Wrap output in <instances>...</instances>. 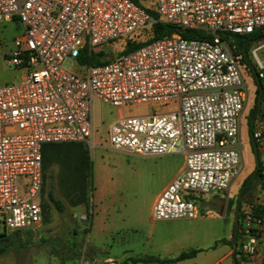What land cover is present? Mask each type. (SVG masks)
<instances>
[{"label": "built area", "instance_id": "1", "mask_svg": "<svg viewBox=\"0 0 264 264\" xmlns=\"http://www.w3.org/2000/svg\"><path fill=\"white\" fill-rule=\"evenodd\" d=\"M149 2L162 21L206 29L211 36L175 31L91 64L86 58L94 45L152 26L157 18L135 0H0V20L16 18L23 25L12 38L6 62L27 68L20 81L0 83V232L41 223L36 197L42 187V145L93 144L96 98L120 107L140 101L173 104L143 113L121 112L104 138L130 153L183 154L179 173L153 201V219L197 216L199 206L188 191L224 190L240 173L247 90L239 62L220 31L263 29L264 0ZM263 46L259 40L252 52L264 83V56L257 53ZM67 57L73 60L64 66ZM252 138L264 140V123L253 129ZM240 211V252L249 264H264L251 204L244 202Z\"/></svg>", "mask_w": 264, "mask_h": 264}, {"label": "rangeland", "instance_id": "2", "mask_svg": "<svg viewBox=\"0 0 264 264\" xmlns=\"http://www.w3.org/2000/svg\"><path fill=\"white\" fill-rule=\"evenodd\" d=\"M135 1L154 12L149 0ZM22 29V23L16 18L0 20V83L20 81L27 70L24 66L6 62L12 38ZM152 33V27L145 26L122 38L94 45L92 50H103L106 56H110L123 49L128 40H146ZM220 34L230 44L239 62L247 90L240 126L242 168L229 186L208 193L189 190L190 198L201 212L195 217L153 219L151 208L154 196L182 165L183 154L130 153L111 146L104 138L108 125L121 112L143 113L149 109L173 107V104L140 101L120 107L101 103L96 98L93 105V144L79 140L67 142L69 147H76L83 154V168L74 162L72 155L51 160L46 170L50 171V176L44 179L36 197L43 208L42 221L34 228L4 230L8 240L6 249L0 254V264H106L101 257L105 254L114 258L124 255L119 264H156L132 262L130 258L144 252L169 256L174 254L176 246L199 249L198 257H202L197 264H249L240 252L241 233L234 255L222 257V253L225 248L233 246L229 233L232 218H235L236 202L230 204L229 199L236 200L244 178L251 173L256 162L250 122L259 83L252 71V66H258L252 48L258 41L254 38L255 41L249 43L248 58L243 59L233 42L237 34L226 30L220 31ZM263 52L264 48L257 51L259 56ZM72 60V57H67L64 66ZM80 60V57L74 59L76 62ZM260 108L253 129L264 123V103ZM258 148L259 161H264V140ZM49 191L60 200L61 208L49 199ZM260 195L264 197V187L260 179L255 178L244 202L257 201ZM91 209L94 210V225L90 229ZM258 244L264 253V232ZM93 257H96L95 261H92Z\"/></svg>", "mask_w": 264, "mask_h": 264}, {"label": "trees", "instance_id": "3", "mask_svg": "<svg viewBox=\"0 0 264 264\" xmlns=\"http://www.w3.org/2000/svg\"><path fill=\"white\" fill-rule=\"evenodd\" d=\"M152 13L155 16V18H157V20L151 26L152 31H153L151 36L149 38H147L146 40H139V41L128 40L126 46L123 49H121L120 52H126L129 50H132V49L137 48V47L141 46L142 44H144V43H146V42H148L154 38L167 36V35L172 34L175 31H178L177 26L175 24L165 22V21H162L161 19H159L156 11H154ZM261 30L262 29H258V30H255L254 32L248 33V34L236 33L237 35H234L233 42L235 44V49L237 52L241 53L243 59L245 57L244 50L248 49V45L250 43V40L257 38V37L264 34V31H261ZM233 33H235V32H233ZM180 34L183 36H187V37H207L208 38L211 36V32L207 31L206 29L193 28V27H186L184 29V31H180ZM221 37L225 39V37L222 34H221ZM104 53L105 52L103 50H98L96 52H92L90 55L87 56L86 60L88 62H90L91 64L106 62L109 58V55L106 56ZM261 88H262L261 104L264 103V83L262 81H260L256 87L255 105L252 109L251 116L256 110L257 98H258V94H259V91ZM260 111H261V108H260ZM250 127H251V132H253V125L251 123H250ZM67 142H69V141L46 142L42 145V148H41L42 187L44 184V179L47 176L48 177L50 176V171H46V170L49 167L50 163L52 162L51 160L53 158L58 157V159H59L62 156H71L72 155L74 162H76L80 168H83V161L85 160L83 157V154L76 147H69ZM253 143L256 144L257 146L260 145V143L256 140H254ZM79 174H81V171L79 172ZM249 174L244 178L243 182L246 180V178L249 176ZM255 178H259L262 187H264V161H259V166H258V169H257L255 175L253 176V178L247 183V185L242 190L241 203H240V207H239V226H238V231H237V240L239 238V234L241 233V225H240L241 211H240V208H241L242 203L246 200L248 193L251 190V187L253 185V181ZM243 182H242V184H243ZM49 199L55 204V206L60 207V208L62 207L60 200L55 198V196L50 191H49ZM236 200H237V196H236ZM236 200L235 199H229V203L230 204L235 203ZM250 202L252 203V201H250ZM252 208H253V212L255 215H260V213L263 212V210H264V205L262 203H259V202H253ZM42 215L44 216L43 208H42ZM45 217H47V215H45ZM7 240H8V237L6 236V233L4 231L0 232V254H2L4 252V250L6 249V245H7L6 241ZM230 243L233 244V235H232V239H230ZM198 250L199 249H197V248H192L189 250H183L174 257H163V258H161V257L156 256V255L148 254V255H143V256H139V257H131L130 259L132 261H139L140 260V261H144V262H156L157 264H169V263L175 262V261L183 259V258L191 257ZM233 255H234V250H233Z\"/></svg>", "mask_w": 264, "mask_h": 264}, {"label": "crops", "instance_id": "4", "mask_svg": "<svg viewBox=\"0 0 264 264\" xmlns=\"http://www.w3.org/2000/svg\"><path fill=\"white\" fill-rule=\"evenodd\" d=\"M261 40V39H260ZM251 41H255V40H251ZM257 41H259V40H257ZM262 42V41H261ZM264 42V41H263ZM264 48V46L262 47V48H260V49H263ZM259 50V49H258ZM262 56H264V52L262 53ZM260 146V145H259ZM182 165H183V163H182ZM182 165L176 170V171H174L173 173H172V175L166 180V182L163 184V186H162V188L165 186V184L172 178V177H174L176 174H178L179 173V170H180V168L182 167ZM161 188V189H162ZM160 189V190H161ZM160 190H158V192L160 191ZM158 192L155 194V196H154V199H155V197L157 196V194H158ZM154 201V200H153ZM253 202H259V203H262L263 205H264V197L263 196H259V198L257 199V201L255 200V201H252V203L251 202H247V203H250L251 204V207H252V205H253ZM244 203V202H243ZM242 203V204H243ZM153 204V203H152ZM242 206V205H241ZM241 209V208H240ZM252 210H253V208H252ZM254 213V212H253ZM199 214H201V212H200V209H199ZM255 215V214H254ZM235 216V215H234ZM43 218V217H42ZM255 218H256V221H255V228H254V230L256 231V234H257V237H258V239L260 240V238H261V234H262V232H264V210H263V212H261L260 213V215H255ZM40 225V224H39ZM38 225V226H39ZM93 225H94V210L93 209H91V213H90V225H89V228L91 229L92 227H93ZM232 229L230 230V233H229V239H231V237H232V235H233V228H234V219L232 218V227H231ZM190 249H192V248H190ZM183 250H189V249H181V247L180 246H176L175 247V251H174V254H172V255H169V256H160V255H158V253L157 254H154V253H146V252H144V254H138V255H135V256H132V257H139V256H143V255H148V254H152V255H156V256H159V257H161V258H163V257H174V256H176L178 253H180L181 251H183ZM233 246L232 245H230V247H228V248H225L224 250H223V253H222V257H226V256H229V255H231V254H233ZM259 252H260V254L264 257V253L263 252H261V250H260V245H259ZM199 250L193 255V256H191V257H187V258H183V259H180V260H177V261H175V262H172V263H169V264H197V261H199L200 260V258L202 257V256H200V257H198L199 255ZM212 255V253L209 255V256H211ZM208 256V257H209ZM102 258H103V261L106 263V264H119L118 262L120 261V260H123L125 257H124V255H120V256H118V257H116V258H114L112 255H110V254H105V255H103V256H101ZM96 260V257H93L92 258V261H95ZM131 260V259H130ZM132 261V260H131ZM132 262H143V263H148V262H144V261H132ZM153 263H156V262H153ZM157 264V263H156Z\"/></svg>", "mask_w": 264, "mask_h": 264}, {"label": "water", "instance_id": "5", "mask_svg": "<svg viewBox=\"0 0 264 264\" xmlns=\"http://www.w3.org/2000/svg\"><path fill=\"white\" fill-rule=\"evenodd\" d=\"M184 29L185 28L182 26L177 27L178 31H184ZM262 38H264V34L257 37L256 39L260 40ZM251 40H255V39H251ZM247 58H248V56H247ZM252 71L256 77V80L258 82H260V78L258 77L256 67L252 66ZM261 97H262V88L260 89L259 94H258L256 110H259V108H260ZM251 123L253 125V121ZM252 140L254 142L253 138H252ZM258 150H259L258 146L256 144H254V152H255V157H256L255 167L253 168V170L251 171L249 176L246 178V180L243 182V184L241 185V187L238 190L237 200H236V204H235V218H234V228H233V249H235L237 246V231H238V226H239V207H240V203H241L242 190L247 185V183L253 178V176L255 175V173L258 169V166H259Z\"/></svg>", "mask_w": 264, "mask_h": 264}, {"label": "flooded vegetation", "instance_id": "6", "mask_svg": "<svg viewBox=\"0 0 264 264\" xmlns=\"http://www.w3.org/2000/svg\"><path fill=\"white\" fill-rule=\"evenodd\" d=\"M250 42H251V40H250ZM244 54H245V57L247 58V56H248V53H247V50L245 49L244 50ZM261 111H260V109L259 110H255V112L252 114V116H251V122L253 121V124H254V121H255V119H256V117L258 116V114L260 113ZM250 122V123H251ZM252 124V123H251ZM259 151V150H258Z\"/></svg>", "mask_w": 264, "mask_h": 264}]
</instances>
